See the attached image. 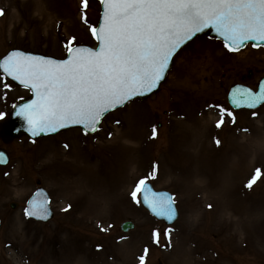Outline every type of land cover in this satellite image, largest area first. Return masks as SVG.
<instances>
[{"label":"rangeland","instance_id":"obj_1","mask_svg":"<svg viewBox=\"0 0 264 264\" xmlns=\"http://www.w3.org/2000/svg\"><path fill=\"white\" fill-rule=\"evenodd\" d=\"M99 3L0 0V58L17 48L62 59L73 38L94 47ZM172 61L159 92L108 114L94 135L0 142L10 155L0 168V264H264V105L234 112L226 102L234 84L256 88L264 49L230 52L202 35ZM29 95L0 74L3 119ZM141 179L172 193L176 225L154 221L139 193L133 200ZM38 181L54 213L47 224L24 213ZM124 221L134 229L121 232Z\"/></svg>","mask_w":264,"mask_h":264},{"label":"snow or ice","instance_id":"obj_2","mask_svg":"<svg viewBox=\"0 0 264 264\" xmlns=\"http://www.w3.org/2000/svg\"><path fill=\"white\" fill-rule=\"evenodd\" d=\"M100 4L102 22L91 28L98 44L95 49L73 46V38L64 60L12 52L0 61V72L34 96L16 113L26 120L33 136L69 125L82 126L85 134L97 131L106 113L153 91L165 78L174 54L205 29H214L230 52L246 41L264 42V0H100ZM82 7L88 8V0H82ZM239 94L249 106L264 101V89L259 94L248 90ZM0 162H4L2 154ZM260 174L257 169L247 187ZM138 193H143L144 203L156 215L172 217L171 198L152 192L146 179L132 191L134 201ZM39 210L46 218L47 209L39 205ZM26 215L37 212L26 210Z\"/></svg>","mask_w":264,"mask_h":264},{"label":"water","instance_id":"obj_3","mask_svg":"<svg viewBox=\"0 0 264 264\" xmlns=\"http://www.w3.org/2000/svg\"><path fill=\"white\" fill-rule=\"evenodd\" d=\"M101 22H102V6H101L100 19H99V22H98V26H99V24ZM204 33H207V34L209 33L210 36L216 37L217 39H220V40L223 41L222 37H220L215 32V30L212 29V28L205 29L203 32L197 33L195 36L202 35ZM223 43H224V41H223ZM246 43H253L254 45H259V46L260 45H263L264 46V42H259V41H246V42H244V44L242 46H244ZM12 52H19V53H23L25 55H31V56H39V55L24 53V52H21V51H18V50H13V49L6 56L10 55ZM41 57H43V56H41ZM45 58L52 59V58H48V57H45ZM2 60H0V61H2ZM52 60H54V59H52ZM170 65H171V61L169 62L168 69H169ZM165 75H166V73H165ZM163 80H161L160 83H162ZM14 82H16L17 84L21 85L18 81H14ZM160 83H159V85H160ZM159 85L153 91H151L149 93H146L144 95L134 96L132 99H135V98L144 99V98L148 97L153 92H156L159 89ZM262 89H264V81H262V84L260 86V89H259L258 93H256V94H259L262 91ZM237 90H239V92ZM244 90H246V89L245 88H242L241 86H235V87L231 88V90L229 92V95H228L229 102H230L231 106H233L235 109H239V108L252 109L254 107L259 106L260 104H263L264 101H260V102L256 103L255 106H249L245 102V98L244 97H241L240 94H239L240 92H243ZM32 99H34L33 94H32V97L29 98V100L22 101V102H19L18 104H16V107L12 109V112H11L9 118L6 119L4 122H2L0 124V138H1V140L5 144L10 143L11 140H13L14 138L17 139V137H19L20 135H27L31 139H37V138L42 137V136H46V135L48 136V135H51V134H55V133H57V132H59L61 130H64V129H67V128H70V127H80L81 129H83L82 126H80V125H69V126L64 127V128H59L58 130H56L54 132H47V133H43L42 132L39 135L33 136L28 131V124H27L26 120L22 116H18L16 114L19 111V108L20 107H22L24 104L30 102ZM239 101H240V104H239ZM117 108H119V107H117ZM88 132L89 133H92L91 131H88ZM0 154H2L3 161H4V162H0V165L7 164L8 157H7L6 153L4 151L0 150ZM147 187L151 189V187L149 186V184H147ZM151 191L154 192L152 189H151ZM157 194H162L166 199L169 198V197L171 198V196L168 195V193H165V192H163V193H157ZM140 200H141L142 205L149 211V213L151 215L155 216L159 220L164 221L166 224H171L176 219V215H175L176 213H175V209H174L173 203L171 205L172 206V209H173V215L169 219L167 216H159V215H156L152 211V209L147 204L144 203V201H143V193H141ZM33 202H35V205L33 204ZM39 205H43L47 209V216H46V218H43V216L40 214ZM12 208H14L13 205H12ZM26 210H28V211H36L37 212V215H31L30 216L31 218H33L36 221L46 222V221L52 219V213L48 209L47 195L45 194L44 191H42V189H38L37 192L33 195V197L29 200V202H28V204L26 206ZM132 227H133V224L131 222H124V223L121 224L120 229L123 232H128L129 230L132 229Z\"/></svg>","mask_w":264,"mask_h":264},{"label":"bare ground","instance_id":"obj_4","mask_svg":"<svg viewBox=\"0 0 264 264\" xmlns=\"http://www.w3.org/2000/svg\"><path fill=\"white\" fill-rule=\"evenodd\" d=\"M249 216H251V215H249ZM252 220H253V218H251ZM249 221V220H248ZM247 220H242V221H239V220H237V222L241 225V226H244L245 225V223L246 222H248ZM118 258H120V257H118ZM106 258L105 257H102V261H106L107 262V260H105ZM121 259H122V263H124V264H128V263H130V261L128 260V259H125V258H122L121 257Z\"/></svg>","mask_w":264,"mask_h":264}]
</instances>
